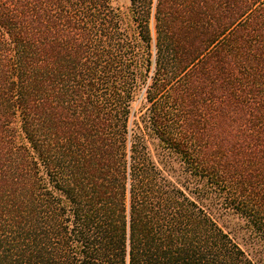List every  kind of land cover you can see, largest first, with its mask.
I'll use <instances>...</instances> for the list:
<instances>
[{
  "label": "trees",
  "instance_id": "1",
  "mask_svg": "<svg viewBox=\"0 0 264 264\" xmlns=\"http://www.w3.org/2000/svg\"><path fill=\"white\" fill-rule=\"evenodd\" d=\"M229 226L264 246V0H0V264H257Z\"/></svg>",
  "mask_w": 264,
  "mask_h": 264
},
{
  "label": "rangeland",
  "instance_id": "2",
  "mask_svg": "<svg viewBox=\"0 0 264 264\" xmlns=\"http://www.w3.org/2000/svg\"><path fill=\"white\" fill-rule=\"evenodd\" d=\"M115 3L121 7H127L129 5V0H114ZM136 109H138V112L140 111L141 106L139 104H135L134 105ZM180 166V165H179ZM178 167V165H177ZM200 186V185H199ZM191 194V193H190ZM192 197H194L195 195L191 194ZM195 198V197H194ZM197 202L199 203L200 206L204 205V201H202V199H200L199 197L196 198ZM216 219L219 221L220 224H225L223 223L222 219H218V217H216ZM234 223V222H233ZM231 226H229L226 230H229V232L235 235L234 238L236 239V241L248 252L250 253V255L253 257V259L256 261L257 264H264V246L263 245H258V249L255 250V248H253L251 246V244L249 243V239H248V234H246L245 231H241L240 233H234L231 230ZM257 250L259 251L257 253Z\"/></svg>",
  "mask_w": 264,
  "mask_h": 264
}]
</instances>
